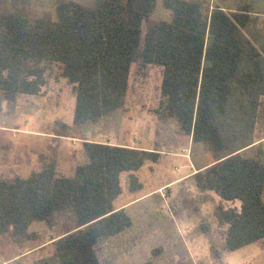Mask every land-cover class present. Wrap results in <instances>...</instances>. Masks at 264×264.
Returning a JSON list of instances; mask_svg holds the SVG:
<instances>
[{"label":"trees","instance_id":"1","mask_svg":"<svg viewBox=\"0 0 264 264\" xmlns=\"http://www.w3.org/2000/svg\"><path fill=\"white\" fill-rule=\"evenodd\" d=\"M220 3V4H219ZM0 0V111L37 96L52 77L75 94L72 124L58 138L100 125L126 108L133 67L162 71L155 112L191 136L189 176L198 191L240 209L215 208L217 257L264 240V0ZM85 159L61 175L57 155L41 154L27 177L0 178V237L19 248L40 239L38 223L60 234L34 264H112L134 228L122 195L143 189L137 173L161 152L83 142ZM187 200H186V206ZM221 246V249L219 246ZM143 264H154L149 260Z\"/></svg>","mask_w":264,"mask_h":264},{"label":"rangeland","instance_id":"2","mask_svg":"<svg viewBox=\"0 0 264 264\" xmlns=\"http://www.w3.org/2000/svg\"><path fill=\"white\" fill-rule=\"evenodd\" d=\"M231 2V0H226ZM219 3V0H212ZM220 4V3H219ZM43 9H53V0H36ZM162 71L156 67H133L126 108L118 116L100 125L72 131V138H58L57 121L72 124L75 94L65 79L52 77L37 96L21 95L14 108L7 102L0 111V178L27 177L40 167V155H57L61 175L70 176L85 159L83 142L97 141L161 152L157 163H147L138 173L143 189L132 193L128 175L122 177V195L115 205H128L134 228L125 235L126 244L112 264H264V240L237 251L212 252L211 240L201 229L208 225L211 236L220 245L223 231L218 227L215 208L240 209V202H223L214 193L198 191L189 176L194 171L190 158L191 136L181 134L174 119L162 121L158 106ZM264 155V143H263ZM186 200L188 208L186 206ZM40 239L23 248L8 236L0 237V264H34L51 251L37 249L60 234L38 223ZM219 246V245H218ZM221 249V246H219Z\"/></svg>","mask_w":264,"mask_h":264},{"label":"crops","instance_id":"3","mask_svg":"<svg viewBox=\"0 0 264 264\" xmlns=\"http://www.w3.org/2000/svg\"><path fill=\"white\" fill-rule=\"evenodd\" d=\"M118 145V144H117ZM130 147H133V146H130ZM135 204V203H134ZM133 203H131V204H128V205H116V207L117 208H125L126 209V211H128V213H129V210H130V207L132 206V205H134ZM130 214V213H129ZM131 215V214H130ZM132 217V216H131ZM133 219V218H132ZM23 257V256H22Z\"/></svg>","mask_w":264,"mask_h":264}]
</instances>
